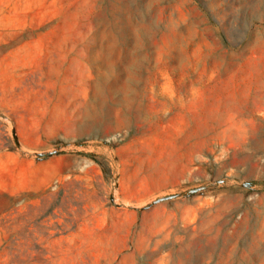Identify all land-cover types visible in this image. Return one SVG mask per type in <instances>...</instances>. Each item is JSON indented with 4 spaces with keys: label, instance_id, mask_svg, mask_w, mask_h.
I'll use <instances>...</instances> for the list:
<instances>
[{
    "label": "rangeland",
    "instance_id": "1",
    "mask_svg": "<svg viewBox=\"0 0 264 264\" xmlns=\"http://www.w3.org/2000/svg\"><path fill=\"white\" fill-rule=\"evenodd\" d=\"M5 86L0 264H264V0H0Z\"/></svg>",
    "mask_w": 264,
    "mask_h": 264
},
{
    "label": "crops",
    "instance_id": "2",
    "mask_svg": "<svg viewBox=\"0 0 264 264\" xmlns=\"http://www.w3.org/2000/svg\"><path fill=\"white\" fill-rule=\"evenodd\" d=\"M16 64L19 65L18 63H14L11 65ZM25 96L26 95L23 92H20V90L16 88V86H5L4 88H1L0 97L2 99V102L0 106V112L4 114L6 120V129L12 131L15 144L13 147L6 148L5 152L3 153L7 160L22 161L23 159L20 156L30 155V149L17 141L18 135L20 136L22 134H25L29 129H31V126L29 124H25L22 119H19V113L22 108L21 103H23V101H21L20 103V100H23V97ZM40 111L42 114L45 113V109H41ZM36 126L37 131L40 133V138L46 140L44 149H41V152H45V155L48 156L51 154V152H49V149L45 146L50 144L54 136L52 124L47 119H44L43 116L37 122ZM28 161L31 162V160Z\"/></svg>",
    "mask_w": 264,
    "mask_h": 264
}]
</instances>
